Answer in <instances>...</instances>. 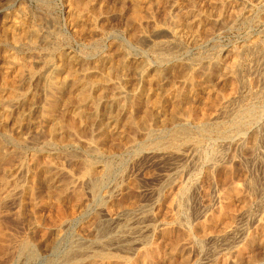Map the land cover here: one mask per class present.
Returning <instances> with one entry per match:
<instances>
[{"label":"rangeland","instance_id":"rangeland-1","mask_svg":"<svg viewBox=\"0 0 264 264\" xmlns=\"http://www.w3.org/2000/svg\"><path fill=\"white\" fill-rule=\"evenodd\" d=\"M75 1L0 0V101H2V104L0 102V141L4 145L3 147L1 144V151H7V153L10 151L8 154L2 152L3 158L0 156V228H4L3 232L5 231L6 239L9 240L4 242V246H0L3 247V249L0 248L2 249L0 250V264H67L71 256L84 257L83 255L87 256L92 251L99 250L102 247L111 249L120 257L126 256L127 258L130 257V259L132 257L130 264H135L136 261H138L136 264H179L186 258L187 261L189 259L193 262L188 261V263L190 262L189 264H226L228 260L233 258V253L242 246L244 238L257 230L259 222L264 216V1L145 0L141 5L142 7H140L142 9L140 14L142 13L141 15L143 16L141 32L140 25L134 23L131 16L133 13L132 0H92L93 9L90 6L85 10H81L78 7L79 3ZM239 9H242L246 14L251 13V18L239 20L236 17L237 20L233 19L234 21L232 22V18H234L235 13ZM188 13L190 14L188 15ZM197 14L199 16L208 15V17L206 16L207 19L203 21L205 27L202 26L211 32L207 39L195 42L193 35H191L192 32L188 31L187 34H178L173 37L169 35L171 32L166 31L165 27H172V29L179 27L174 22L175 16L184 17V23H188ZM25 27L27 30L23 29ZM160 27L162 31L160 30L153 35L154 31L161 29ZM181 27L182 25L179 28ZM21 30L27 33V39L19 38ZM142 32L145 33L143 34ZM17 34H19L18 41L15 39ZM132 34L134 37L139 36L134 39ZM141 35H147L149 38L139 40ZM160 40L169 42L165 47V51L167 47L171 49L166 51L167 53L165 52L164 56L159 55V47L156 49L157 42ZM172 52L174 53L172 54ZM15 54L20 60L15 58L18 60L15 61L13 58ZM234 57L237 58L235 59ZM234 59L240 63H237L238 65L236 66V77L230 75V69L227 67L235 62ZM70 66L76 73L70 69ZM112 66L118 72V79L113 78V81L118 80L119 83L122 81V86L120 85L118 89H114L112 92H107L108 96L109 93H111L110 96L114 94V97H116L115 102L111 100L109 104L112 103L113 105L106 104L108 109L104 108L105 110L99 111L96 115L99 119H104V115L110 114L111 111L113 115H120L119 118L124 122L120 123L121 127L118 128L121 134L117 132L118 135L116 133V137H118L115 140L113 138L114 141L111 140L116 144H119L117 141L122 143L135 141V144H127L130 145L126 149L128 151L119 150L120 153L116 150H109L106 144L99 142L100 140L98 141L99 138L95 139L97 135L99 137L97 133H99L100 127L98 128L97 126H100V121L93 124L97 130L92 126V130L88 129L85 136H81L82 139L75 134L76 132L73 129H71V133L68 126H65L67 128L64 127L63 123H67L64 121L67 118L66 116L69 114L68 117L70 116L69 118H71L75 115L76 106L79 105L76 100L79 94H76V91H79L78 84L72 91L76 96L75 98L73 95L75 98L73 100L77 101V103L75 105V102L73 104L72 101L65 104L63 107L64 111L68 109L66 107L74 108L73 110L69 108L67 110L69 113L65 114V118L59 119V121H63V123L61 122L62 124L59 123L63 129L58 127L61 131L58 130L55 140H50V128L48 129V127H51L52 124L54 125L53 122L57 124V120L48 118V121L43 116L49 94L47 82L56 76L58 78L68 76V80L71 81L70 78L76 74L78 80L84 82L88 80L89 85L87 84L86 86L85 84V86L88 87L89 91L92 90L91 87H94L92 91L96 90L98 93L100 91L98 89L101 87L100 82L103 83L100 78L103 74H106L105 70L106 72L107 69L109 71ZM18 67L21 68L20 71ZM168 67L173 68L169 69ZM168 69L170 72H168ZM22 70L23 72H21ZM162 71L164 76L160 74ZM190 73L193 76L188 75ZM193 73L197 74H195L197 79L194 78ZM7 75L16 80V86L19 85V94L17 96L18 99H15L16 101L6 97L8 88L4 86V78ZM93 76H98L99 80L96 78L97 82H95V79V81H92L95 78ZM186 77H193L194 84L198 85H195L189 91L190 102L184 103L179 108L176 106L174 94H177L181 88L188 87L184 83L187 79ZM203 82H206L207 86ZM192 90H194L195 96H193ZM139 91L142 93L141 99L143 101H146L144 98L147 94H149L150 99H156L159 96L161 97L158 100L162 98V102L166 99L163 102L165 103L164 110L159 107L154 108L153 113L156 114H152L151 120H148L149 118L146 120L147 123L148 121L150 122L148 125L155 132L150 137L145 136L143 129L140 128L139 130V127L133 124L128 123L130 126L126 124L127 119L129 116L133 117L132 115H134L136 123L141 122L142 119L139 120L136 117H141L148 109L143 107V110H140L141 107L136 108L132 105L134 104L132 101H134ZM145 91L146 94L144 95ZM225 94L227 97L224 96ZM223 100H228L223 103L227 104L225 108H228L229 112L234 110L232 113L239 108L241 109V107L254 106L258 113L257 119L247 126V129L231 133L227 137L220 136V131H223L231 123L230 119H232V117L219 113L218 107L222 105ZM149 102L150 100H148ZM144 104H147V101ZM149 104L152 106V103ZM172 104L174 107L171 106ZM119 106L121 108L124 106L125 108L121 109ZM175 106L176 110H174ZM63 108L62 106L59 108L61 109V113L58 111L59 114L64 112ZM125 110L126 112H124ZM173 110L175 112H172ZM190 110L192 112H189ZM163 111L165 112L163 113ZM123 112L127 115L123 114ZM121 113L123 116H121ZM171 113L177 120L175 123L184 124L185 126L182 125L183 127L188 128L193 135L199 138L205 137L200 139V144L202 141L203 143L202 145L199 144V150L196 153L190 147L187 148V145H184L182 151L185 150L187 158L176 160L175 163L173 160L162 159L159 156L162 155V150L166 149L162 146L168 143V139L175 128V123L172 122L171 124L169 121V118L172 117L170 116ZM175 113L178 114L175 115ZM154 115L156 116L153 117ZM163 115L166 116L164 117ZM122 117H125V120ZM44 118L46 120H43ZM224 118L226 119L224 120ZM50 121L52 124H48ZM123 125L126 128L128 127L127 129L125 128L127 131H124ZM69 132V136L74 134L70 136L72 139L68 136V138L66 136L63 138L62 135H68ZM255 134L256 136H253ZM13 137L15 142L11 140ZM254 137L257 138L255 141L252 139ZM90 138L92 139L91 141H89ZM16 141L19 142L16 143ZM101 144L103 145L102 147ZM155 144L157 147L159 145L156 151ZM15 146L16 148H12ZM119 147L121 148L122 146ZM61 151H66L63 153L64 156L67 153H76V156L74 155L71 160L67 161L65 157L61 159L62 170L59 173V179L62 182L66 181V183L69 182V179L70 181L71 179L76 180L75 188L80 192V200L77 198L78 201L76 200L77 196L73 195V187L66 194L64 193L63 197L59 196V198L58 194L56 197V193H53L55 192L53 191L54 188L48 189V187L34 183L26 176L25 168L33 165L32 156L46 161L48 154ZM213 153L217 155L218 162L221 163L217 165L219 169L216 172L214 171L215 173L212 172L215 175V179L209 172L211 162L209 160H211ZM197 158L199 159L197 160ZM2 159L4 160L2 161ZM86 160L93 162L92 164L99 169L104 166L109 168L108 174H104L101 180L99 179L96 194L91 192L90 184L84 183L82 181L84 178L80 177L84 170V162H87ZM30 161L32 165L29 163ZM181 161L183 163H180ZM9 167L10 169H8ZM226 168H230V170L232 168L230 180L228 182L218 180L217 174L221 172L219 170L224 172ZM171 176L175 177V179H172L173 182H167L166 184L167 179L171 178ZM62 177L63 179H61ZM3 179L6 180V183L3 182ZM215 180L218 181L215 183ZM16 181L18 184L15 183ZM78 182L79 185L77 184ZM252 182L255 184L253 183V185ZM23 183L27 187L32 184L33 187L38 188L37 190L36 188L34 190L31 189L35 196L30 191L31 195L29 196V193L26 194L27 197L25 196V200H23L21 195ZM231 183H238L242 187L241 193H243L239 196H233L234 199L232 198L236 214L235 218L229 222L230 224L224 223V220L214 221L216 223L215 226L214 222L208 223L204 221L206 220L205 218L208 220L209 214H212L214 209L221 204L220 201L222 200L219 199V196ZM179 184H185L186 188L190 187L187 189L189 190L187 192L188 195L185 196L189 197L186 199L188 204L185 201L188 215L187 217L181 215L175 224L172 218L173 214H176V208L172 202V197L178 192ZM250 188L254 190H249ZM50 191H52V194ZM47 192L48 194H46ZM248 193L252 197L246 196ZM49 195L59 201L51 199ZM49 199L51 202H49ZM249 203L250 205L247 206ZM128 207L137 209L132 212H124V209ZM204 222H206L205 225ZM207 223L211 225L208 226L206 225ZM123 226L124 228L127 227V232L124 233L130 243L129 246L126 245L127 247L123 245L125 241L118 239L117 236L120 233L118 231L119 227L122 228ZM182 226L184 230H187L188 234L189 231H191L190 234L197 233V236L199 233L201 234H199V237L196 235L190 236L189 234V237L186 234L187 232L185 231V233L182 230ZM217 226L219 227L217 228ZM128 230L130 231L128 232ZM201 235L202 237L200 238ZM200 240H202V243ZM31 241L33 242L32 245L34 247H32L35 248V253L37 250V254L35 256H31L29 252L21 254V245L24 242H28L30 245ZM107 241L108 244H106ZM150 244L157 246L160 252L163 253L160 257L158 256L159 258L156 257L158 259H155L154 262L143 261L142 257H138L140 254L142 255L143 249H149ZM173 248L177 249L175 262H165L164 259H167L175 251ZM171 251L172 253L170 254ZM183 252L184 254H182ZM256 252L257 257L261 256L260 250ZM70 254L72 255L70 256ZM177 257H180V260ZM259 259L258 264L259 262L264 264L262 256ZM134 260L135 262H133ZM245 264L249 263L245 262Z\"/></svg>","mask_w":264,"mask_h":264},{"label":"bare ground","instance_id":"bare-ground-1","mask_svg":"<svg viewBox=\"0 0 264 264\" xmlns=\"http://www.w3.org/2000/svg\"><path fill=\"white\" fill-rule=\"evenodd\" d=\"M75 1V0H74ZM145 0H132V6H133V15L131 14V16L133 17V20H134V23H136L137 25H140V32H141V25H142V23H143V16L140 14V12H141V10L142 9H140V7H142L141 5H142V3L144 2ZM166 1V0H165ZM170 1V0H169ZM264 1V0H263ZM76 3L78 2L79 3V5H78V7L81 9V10H85V9H87V8H89L90 6H92L93 5V3H92V0H77V1H75ZM157 2V1H156ZM160 2V1H159ZM92 4V5H91ZM149 4V3H148ZM221 4V3H220ZM170 5V4H169ZM131 6V7H132ZM147 6V5H146ZM222 6V5H221ZM95 7V6H94ZM126 7V6H125ZM244 7V6H243ZM123 8H124V6H123ZM144 8V7H143ZM92 9H93V6H92ZM91 9V10H92ZM131 9V10H132ZM130 10V11H131ZM149 10V9H148ZM200 10V9H199ZM220 10V9H219ZM231 10V9H230ZM237 10V9H236ZM95 12H96V10H94ZM102 11V10H101ZM165 11H167V10H165ZM90 12H93V11H90ZM236 12V11H235ZM80 13V12H79ZM197 13V12H196ZM187 14V13H186ZM190 13H188V15H189ZM207 14V13H206ZM251 14V13H250ZM250 14H246L245 12H243V10L242 9H239L236 13H235V16H234V18H232V22L236 19V17H237V19H243V20H245V19H249V17H250ZM254 14V13H253ZM80 15H81V13H80ZM187 15V16H188ZM178 16V15H177ZM175 16L174 17V22L177 24V26L179 25V27H180V25H182V27H183V25H184V27L182 28H179V27H177V28H175V29H172V27H170V28H166L165 27V29H166V31L167 32H171L169 35L170 36H177L178 34H187L188 33V31L189 32H192L191 33V35H193V39L195 40V42L198 40H202V39H207L210 35H211V32L210 31H208L207 29H204L203 27H205L204 26V22L203 21H205L206 19H207V17H208V15H206V16H202V15H200L199 16V14H197V15H194L192 18H193V20L191 21V20H189V21H191V22H186V23H184V17H181V16ZM186 16V17H187ZM199 16V17H198ZM177 17V18H176ZM254 17V16H253ZM77 18V17H76ZM75 18V19H76ZM79 18V17H78ZM183 18V19H182ZM251 18V17H250ZM234 19V20H233ZM236 19V20H237ZM260 19V18H259ZM238 20V21H239ZM243 20H241L242 22H243ZM132 21V20H131ZM203 22V23H202ZM236 22V21H235ZM167 23V22H166ZM222 24V23H221ZM167 25V24H166ZM186 26V27H185ZM197 26V27H196ZM203 26V27H202ZM208 26V25H207ZM228 26V25H227ZM226 26V27H227ZM161 28V27H160ZM197 28V29H196ZM23 29H25V30H27L26 29V27L25 28H23ZM22 29V30H23ZM185 29H187V31H185ZM195 29V30H194ZM210 29V28H209ZM21 30V31H22ZM136 30V29H135ZM162 31V28L161 29H157L156 31H154V33H153V35L154 34H157L159 31ZM138 31H139V28H138ZM62 32V31H61ZM136 32V31H135ZM143 33V32H142ZM141 33V34H142ZM145 33V32H144ZM143 33V34H144ZM19 34H20V37H19ZM19 34H17V36L15 37V39H17V41H18V39L19 38H26L27 39V36H26V32L25 31H22V32H20ZM190 34V33H189ZM33 35H35L34 33H33ZM136 35V34H135ZM137 36H139V35H137ZM136 36V37H137ZM19 37V38H18ZM132 37L135 39L136 37H134L133 36V34H132ZM131 37V38H132ZM147 35H141L140 37H139V40H145V39H147ZM149 38V37H148ZM32 40H33V38H31ZM35 39V38H34ZM30 40V39H29ZM174 40V39H173ZM156 43V42H155ZM167 43L169 44V42H166L165 40H164V42L163 41H159V42H157V46H156V49H158V47H159V49H158V51H159V55H165V52L166 51H169V50H171L170 49V47H167V49H166V51H165V47L167 46ZM139 44V43H138ZM172 44V43H171ZM170 44V45H171ZM237 45V44H236ZM169 46V45H168ZM177 46V45H176ZM155 48V47H154ZM153 48V49H154ZM237 48V47H236ZM173 51V50H172ZM167 53V52H166ZM174 52H172V54H173ZM157 54V53H156ZM237 54V53H236ZM158 55V54H157ZM19 56V55H18ZM63 57V56H62ZM160 57V56H159ZM13 58L15 59V58H18V60H20L19 59V57H17V54H15L14 56H13ZM235 58V57H234ZM237 58V57H236ZM235 58V59H236ZM37 59V58H36ZM123 59V58H122ZM235 59H234V61H235ZM18 60H16L15 59V61H18ZM77 60V59H76ZM22 61V60H21ZM69 61H71V60H69ZM112 61V60H111ZM118 62V61H117ZM19 63V62H18ZM17 63V64H18ZM24 63V62H23ZM208 63V62H207ZM217 63V62H216ZM238 62H233V63H231V65L230 66H227L228 67V69H230L229 70V72L231 73L230 75H236V72H237V68H236V66L238 65V64H240V63H238ZM117 64V63H116ZM21 65V64H20ZM19 65V66H20ZM24 65V64H23ZM74 65V64H73ZM108 65V64H107ZM110 65H112V64H110ZM218 65H220V64H218ZM74 66H76V65H74ZM73 66V67H74ZM109 66V65H108ZM21 67V66H20ZM18 67L19 69V71L21 70V68H23V67ZM107 67V66H106ZM131 67V66H130ZM226 67V68H227ZM77 68V67H76ZM119 68V67H118ZM169 69L171 68V67H168ZM173 68V67H172ZM171 68V69H172ZM202 68V67H201ZM207 68V67H206ZM70 69H72L71 68V66H70ZM124 69V68H123ZM169 69H168V72H170L169 71ZM239 69V68H238ZM66 70V69H65ZM73 70V72H75V70L74 69H72ZM119 70V69H118ZM126 70V69H125ZM185 70V69H184ZM78 71V70H77ZM98 71V70H97ZM100 71V70H99ZM165 71V70H164ZM206 71V70H205ZM21 72H23V70L21 71ZM69 72V71H68ZM80 72V71H79ZM108 72H109V75H108ZM161 72V71H160ZM167 72V73H168ZM19 73V72H18ZM46 73V72H45ZM76 73V72H75ZM105 73L107 74V76H106V74L104 75L103 74V76L100 78V79H102V80H100V81H103V83H101L100 82V85H101V87H100V89H98V91L100 92H98L97 93V91L95 90V91H92V90H94L93 88L94 87H91L92 88V90L91 91H89L88 90V87H86L87 86V84H88V80H86L85 82L84 81H80V80H78V76H76V74H74L73 75V73L72 72H70V74H72L73 75V77L72 78H70L71 79V81L70 80H68V76L67 77H64V78H67V79H64V78H58L57 76L54 78V79H50L49 80V82H47V86L49 85V87H48V89H49V94H48V97H47V104H45V108H46V110H45V112H44V114H43V116L44 117H46L47 118V120H48V118H50L51 120H57V124H55V122H53L54 123V125L51 123V121L48 123V124H52V126L51 127H48V129H49V132H50V140L51 139H53V140H55L54 138L55 137H57V133H58V130H60V125L63 123V121H59V119H64L65 117V114L67 115L69 112H67V110L70 108V107H66V108H68L66 111H64V106H65V104H67V103H70V102H72L73 101V104H74V102H75V105H76V103H77V101H78V106H76V111L74 112L75 113V115H71L72 117L71 118H69L68 117V115L66 116L67 118L64 120V121H66L67 123H63V125H64V127L65 126H68L69 128H70V131H71V129H73L76 133V135L77 136H80V138H81V136L83 137V135L85 136V134L87 133V131H88V129H90V130H92L91 129V127L93 126V124L94 123H96L97 121H100V123L101 124H99L100 126H97L98 128L100 127V129H99V133H97V134H99V137H98V135H97V138H95V139H98V141L99 142H101V143H104V144H106V146H107V148H109V150L110 149H112V151H114V150H116L117 152H119V150H121V151H124V150H126L127 148H128V146H130L131 144L133 145V144H135V141H133L132 143L131 142H124V143H122L121 141H117V143H119V144H116V143H113V141L118 137H116V133L117 132H119L120 130L118 129V128H120L121 126V124L120 123H122L123 122V120L121 121V118H119V116H117L116 114L115 115H113V113H111L110 112V114H105L104 115V119L103 118H98V116L96 115V113H98L99 111H102L104 108H107L106 106L107 105H113L112 103H110L109 104V102H111V100H112V102L115 100V98L116 97H114V94H112V96H110V94L111 93H109V96H108V93L107 92H112L114 89H118L119 87H120V85H121V83H122V81H121V83H119V81L118 80H115V81H113L114 79L113 78H117L118 79V72L113 68V66L110 68V70L108 71V69H107V72H106V70H105ZM123 73V72H122ZM159 73V72H158ZM158 73H157V75H158ZM166 73V74H167ZM192 73V72H191ZM191 73L190 74H188V75H191ZM15 74V73H14ZM24 74V73H23ZM86 74V73H85ZM98 74V73H97ZM161 75H163V71H162V73H160ZM160 74H159V76H160ZM194 74V73H193ZM196 74V73H195ZM195 74H194V76H195ZM205 74H207V73H205ZM217 74V73H216ZM21 75V74H20ZM19 75V76H20ZM102 75V74H101ZM187 75V76H188ZM197 75V74H196ZM209 75H210V73H209ZM18 76V75H17ZM22 76V75H21ZM66 76V75H65ZM96 76V75H95ZM95 76H93V77H95ZM117 76V77H116ZM164 76V75H163ZM176 76H177V74H176ZM184 76V75H183ZM191 76H193V75H191ZM16 77V76H15ZM15 77H13V78H15ZM92 77V78H93ZM157 77V76H156ZM180 77V76H179ZM178 77V78H179ZM202 77V76H201ZM236 77V76H235ZM239 77V76H238ZM237 77V78H238ZM18 78V77H17ZM22 78V77H21ZM89 78H90V76H89ZM96 78L99 80V77L97 76V77H95V78H93V80L92 81H95L96 80ZM152 78V77H151ZM150 78V79H151ZM188 80H187V79ZM185 79V82L184 83H186V85L188 86V87H184V89H182L181 88V90H178L179 92L177 93V92H175V93H177V94H174L175 95V98H174V100H175V103H176V106L177 107H182V105L184 104V103H188V102H190V97L191 96H189V91H190V89H192L195 85H198V84H194V79H193V77H190V78H188V77H186ZM195 79H197V77L195 76L194 77ZM198 78H199V76H198ZM203 78V77H202ZM225 78V77H224ZM229 78V77H228ZM3 79V78H2ZM95 79V80H94ZM210 79V78H209ZM22 80V79H21ZM83 80H84V78H83ZM237 80V79H236ZM26 81H28V80H26ZM79 81V82H78ZM91 81V82H92ZM87 82V83H86ZM95 82H97V80L95 81ZM113 82V83H112ZM197 82V81H196ZM202 82V81H201ZM29 83V82H28ZM174 83V82H173ZM172 83V84H173ZM204 83V82H203ZM202 83V84H203ZM77 84H78V87H79V91L77 92L76 91V94H78L77 95V97H78V99L76 98V96H75V94H73V88L75 87H77ZM85 84H86V86H85ZM201 84V85H202ZM205 85H206V82L204 83ZM203 84V85H204ZM238 84V83H237ZM44 85V84H43ZM89 85V84H88ZM97 85V84H96ZM185 85V84H184ZM185 85V86H186ZM201 85H199L200 87H201ZM204 85V86H205ZM4 86L5 87H7L8 88V92L6 93L7 95H6V97H7V99H10V100H12V101H14L15 99H18L17 98V96H18V86H16V80L14 79H12V77L11 76H5V78H4ZM22 86V85H21ZM91 86H94V85H91ZM122 86V85H121ZM146 86V85H145ZM161 86V85H160ZM172 86V85H171ZM207 86V85H206ZM25 87V86H24ZM104 87V89L102 90V88ZM173 87V86H172ZM234 87V86H233ZM198 88V87H197ZM235 88V87H234ZM90 89V88H89ZM149 89V88H148ZM150 89H151V87H150ZM179 89V88H178ZM196 89V88H195ZM236 89V88H235ZM235 89H233V90H235ZM143 90V89H142ZM152 90V89H151ZM193 92H192V94H193V96H195L194 94H195V92H194V90H192ZM140 92V93H139ZM137 94H136V96H135V99H134V101H132V102H134V104H132V103H130V104H132L133 106H135L136 108L137 107H141V109L140 110H143L142 108L144 107V109L145 108H148L147 110H146V112H144V116L142 117H136V118H138L139 120L140 119H142L141 120V122L139 121H137L138 123H136V120H135V118H134V115H132L133 117H130L129 116V118L127 119V123L126 124H133V125H135V126H137V127H139V130H140V128L141 129H143L145 132V136H151L152 134H153V128L150 126V125H148V123L150 124V122L148 121V123H147V119L148 120H151L150 119V117L152 118V114H156V113H153L154 112V108H161V109H163V107L165 106V103H163V102H165L166 101V97L164 98L165 99V101H161V99L160 100H158L159 99V97H161V96H159L158 98H156V99H153L152 97V99H150V96H149V94H147L146 96H145V98H144V100H146L147 101V104H144L146 101H143L142 99H141V97H142V93H141V91H139ZM250 92V91H249ZM161 93V92H160ZM21 94V93H20ZM34 94V93H33ZM96 94H98V95H96ZM146 94V91H145V93H144V95ZM155 94V93H154ZM197 94V93H196ZM222 94V93H221ZM73 95L75 96V98H76V100L77 101H74L73 99H75L74 97H73ZM143 95V96H144ZM156 95V94H155ZM33 96V95H32ZM225 97H227L226 96V94L224 95ZM157 97V96H156ZM223 97V96H222ZM222 97H220V98H222ZM106 98V99H105ZM154 98H155V96H154ZM210 98V97H209ZM45 99V98H44ZM107 99H109V100H107ZM169 99V98H168ZM222 99H224V98H222ZM257 99V98H256ZM0 100H1V98H0ZM30 100H31V98H30ZM148 100H150V102L149 103H152L151 105L152 106H150V104L148 103ZM151 100H152V102H151ZM172 100V99H171ZM208 100V99H207ZM210 100V99H209ZM218 100H219V98H218ZM16 101V100H15ZM130 101V100H129ZM221 101V100H220ZM227 102L228 100H223L222 101V105H220V107H218V109H219V113H222V114H224V115H227V116H229V117H232V119H230L231 120V123L230 124H228L227 125V127H225V129L223 130V131H220V136H225V137H227V136H230L231 135V133H237V131H240V130H242V129H247L248 127L247 126H249V125H251L252 124V122H254L256 119H257V117H258V113H257V111L255 110V107L254 106H248V107H245V108H243V107H241V109L239 108V109H237L234 113H232V111H234V110H232L231 112H229V110H228V108H225L226 107V105L227 104H225V103H223V102ZM1 102V104H2V101H0ZM4 102V101H3ZM106 102H108V103H106ZM115 102V101H114ZM131 102V101H130ZM86 103V104H85ZM119 103V102H118ZM168 103V102H167ZM174 103V104H175ZM6 104V103H5ZM72 104V103H71ZM72 104V105H73ZM107 104V105H106ZM117 104V103H116ZM120 104V103H119ZM118 104V105H119ZM191 104V103H190ZM214 104V103H213ZM216 104V103H215ZM221 104V103H220ZM129 105V104H128ZM166 105H168V104H166ZM210 105V104H209ZM62 106V108H63V113L62 114H59L58 113V111H60L61 109H59L60 107ZM68 106V105H67ZM86 106H88V107H86ZM171 106H173V104L171 105ZM176 106H175V109L174 110H176ZM185 106H186V104H185ZM229 106V105H228ZM72 107V106H71ZM124 107V106H123ZM122 107V108H123ZM128 107V106H127ZM167 107V106H166ZM165 107V108H166ZM174 107V106H173ZM191 107V106H190ZM215 107V106H214ZM254 107V108H253ZM8 108V107H7ZM73 108L74 107H72V108H70V110L72 109L73 110ZM119 108H121V106H119ZM121 108V109H122ZM125 108V107H124ZM170 108H172V107H170ZM43 109V108H42ZM41 109V110H42ZM89 109V110H88ZM108 109V108H107ZM127 109V108H126ZM161 109H160V111H161ZM178 109V108H177ZM190 109V108H189ZM105 110V109H104ZM164 110V109H163ZM166 110V109H165ZM171 110V109H170ZM172 111V112H175V111ZM179 110H181V109H179ZM263 110V109H262ZM90 111H92V112H90ZM120 111H122V110H120ZM119 111V112H120ZM43 112V111H42ZM67 112V113H66ZM124 112H126V110L124 111ZM123 112V114H125ZM128 112V111H127ZM130 112V111H129ZM139 112V111H138ZM156 112V111H155ZM165 111H163V113H164ZM176 112H178V111H176ZM189 112H192L191 110L189 111ZM217 112V111H216ZM60 113H61V111H60ZM118 113V112H117ZM218 113V112H217ZM216 113V114H217ZM218 113V114H219ZM232 115H231V114ZM261 113V112H260ZM70 114H72V113H70ZM119 114V113H118ZM122 114V113H121ZM123 114L121 115V116H123ZM173 113H171L170 114V116H172L171 118H169V121L171 122V124H172V122H176L177 120L175 119V116L174 115H172ZM178 113H175V115H177ZM181 114V113H180ZM189 114V113H188ZM125 115H127V114H125ZM124 115V116H125ZM157 115H158V113H157ZM162 115V114H161ZM224 115H223V117H224ZM42 116V115H41ZM74 116H76V117H74ZM111 116V117H110ZM156 115H154L153 117H155ZM164 116V115H163ZM166 116V115H165ZM164 116V117H165ZM174 116V117H173ZM180 116V115H179ZM205 116V115H204ZM227 116H226V118H227ZM74 117V118H73ZM164 117H162V118H164ZM168 117H169V115H168ZM43 118V117H42ZM122 118H124V120H125V117H122ZM162 118H159V119H162ZM179 118V117H178ZM226 118H224V120L226 119ZM28 119V118H27ZM43 120H46L45 118L43 119ZM155 120V119H154ZM153 120V121H154ZM168 120V119H167ZM212 120V119H211ZM218 120V119H217ZM49 121V120H48ZM156 121V120H155ZM165 121V120H164ZM223 121V120H222ZM62 122V123H61ZM163 122V121H162ZM59 123H61V124H59ZM98 123V122H97ZM124 123V122H123ZM165 123H167V121H165ZM209 123V122H208ZM216 123H218V122H216ZM58 124H59V126H58ZM128 124V125H129ZM152 124H153V122H152ZM181 123L179 122L178 124L177 123H175L174 124V129H173V132H172V134L170 135V137H169V141H168V143L167 144H165V146H162L163 148L165 147L166 149H164V150H162L163 151V153H162V155H159L160 156V158H162V159H167V160H173L174 161V163H175V161L176 160H179V159H185V158H187V156L185 155L186 153H185V150H183L182 151V148H183V146L184 145H187V148L188 147H190V149H192V150H194L195 151V153L197 152V150H199V148H198V146H199V144H200V139H204V138H199V137H197L196 135H193V133L188 129V128H186V127H183L182 125H184V124H182V125H180ZM44 125V124H43ZM63 125H62V127H63ZM125 125V124H124ZM124 125H123V127H124ZM162 125V124H161ZM223 125V124H222ZM130 126V125H129ZM185 126V125H184ZM215 126V125H214ZM217 126H218V124H217ZM220 126H221V124H220ZM58 127H60L59 129H58ZM93 127H95V126H93ZM224 127V126H223ZM222 127V128H223ZM65 128H67V127H65ZM65 128H64V130H65ZM96 128V127H95ZM126 127H124V131L128 128H126ZM205 128V127H204ZM47 129V130H48ZM61 129H63V128H61ZM123 129V128H122ZM89 130V131H90ZM96 130H97V128H96ZM119 130V131H118ZM142 130V131H143ZM221 130V129H220ZM61 131V130H60ZM63 131V130H62ZM73 131V132H74ZM127 131V130H126ZM195 131V130H194ZM201 131V130H200ZM203 131V130H202ZM205 131V130H204ZM208 131V130H207ZM48 132V133H49ZM206 132V131H205ZM244 132V131H243ZM71 133H72V131H71ZM92 133V132H91ZM155 133V132H154ZM57 134V135H56ZM69 134H70V132L68 133V135L66 134H64V135H62L63 136V138H64V136H68V137H70V136H73L72 134L69 136ZM119 134H121L120 132H119ZM93 135V134H92ZM95 135H96V133H95ZM117 135H118V133H117ZM154 135V134H153ZM238 135V134H237ZM239 135H240V133H239ZM242 135V134H241ZM261 135V134H260ZM12 136V135H11ZM29 136V135H28ZM62 136H61V138H62ZM87 136V135H86ZM120 136V135H119ZM201 136V135H200ZM253 136H256V134L255 135H253ZM252 136V137H253ZM49 137V136H48ZM67 137V138H68ZM94 137V136H93ZM122 137V136H121ZM131 137V136H130ZM238 137V136H237ZM12 138V137H11ZM26 138V137H25ZM60 138V137H59ZM92 138V137H91ZM90 138V140L89 141H91L92 139ZM113 138H114V140H113ZM222 138H224V137H222ZM230 138V137H229ZM229 138H227V139H229ZM236 138V137H235ZM1 139V138H0ZM10 139V138H9ZM70 139H72L71 137H70ZM69 139V140H70ZM82 139V138H81ZM113 141H112V140ZM122 139V138H121ZM125 140H126V138H124ZM123 139V140H124ZM135 139V138H134ZM254 141L257 139V138H252ZM12 141L14 140V137H13V139H11ZM35 140V139H34ZM94 140V139H93ZM165 140V139H164ZM221 140V139H220ZM223 140V139H222ZM232 140V139H231ZM12 141H10V142H12ZM48 141V140H47ZM58 141V140H57ZM66 141V140H65ZM64 141V142H65ZM68 141V140H67ZM96 141V140H95ZM14 142H15V140H14ZM19 141H16V143H18ZM22 142V141H21ZM35 142V141H34ZM63 142V143H64ZM98 142V143H99ZM116 142V141H115ZM164 142V141H163ZM4 143V142H3ZM13 143V142H12ZM15 143V144H16ZM26 143H27V141H26ZM33 143V142H32ZM48 143V142H47ZM86 143V142H85ZM94 143V142H93ZM92 143V144H93ZM120 143H122V144H120ZM131 143V144H130ZM202 143H203V141H202ZM202 143L200 144V145H202ZM205 143V142H204ZM253 143V142H252ZM2 141H0V156L3 158V155H2V152L3 151H1V147H2ZM29 144V143H28ZM36 144V143H35ZM84 144V143H83ZM87 144V143H86ZM127 144H130V145H127ZM157 144V143H156ZM155 144V145H156ZM33 145V144H32ZM90 145V144H89ZM88 145V146H89ZM94 145H96V144H94ZM100 145V144H99ZM98 145V146H99ZM113 145V146H112ZM139 145V144H138ZM254 145V144H253ZM9 146V145H8ZM16 146H18V145H16ZM16 146L15 147H12V148H16ZM20 146V145H19ZM97 146V145H96ZM103 145L101 144V147H102ZM119 146H122L121 148L119 147ZM206 146V145H205ZM210 146V145H209ZM222 146V145H221ZM3 147H4V145H3ZM100 147V146H99ZM114 147H115V149H114ZM116 147H118V148H116ZM145 147V146H144ZM158 147H159V145H158ZM157 147V145H156V148H155V151H156V149L158 148ZM201 147V146H200ZM203 147V146H202ZM224 147V146H223ZM20 148H21V146H20ZM211 148H212V146H211ZM210 148V149H211ZM221 148V147H220ZM220 148H218V149H220ZM238 148V147H237ZM252 148V147H251ZM159 149H161V148H159ZM186 149V148H185ZM189 149V150H190ZM3 150V149H2ZM101 150H102V148H101ZM103 150H105V149H103ZM158 150V149H157ZM252 150H254V149H252ZM9 151V150H8ZM19 151V150H18ZM97 151V150H96ZM112 151H110V152H112ZM126 151H128V150H126ZM186 151H187V149H186ZM193 151V152H194ZM213 151V150H212ZM10 152V151H9ZM8 152V153H9ZM66 152V151H65ZM64 151H61V152H57V153H50V154H48V158H47V160L46 161H42L40 158H38V157H34V156H32L33 157V159H31L32 161H33V165L31 164V161L29 162L31 165H32V167L31 166H28V167H26L25 168V172H26V176L29 178V180H32L34 183H37V184H41L42 186H45V187H48V189H50V188H54V190L53 191H55V192H53V193H56L55 195H56V197H57V194H58V197L59 196H62L64 193L66 194V192H68V190L69 189H71V187H73L74 188V194L73 195H75V196H77L76 197V200H77V198L79 199L80 198V192H79V190L77 191L76 189L77 188H75L76 187V180L74 181V180H72L71 179V181H70V179L68 180L69 182L68 183H66V181L65 182H62V180L60 181V179H59V173H60V171L62 170V168H61V166H62V163H61V159H64V157H65V159L68 161L69 159L71 160V158L72 157H74V155L76 154V153H67V154H65V156L63 155V153H65ZM103 152V151H102ZM109 152V151H108ZM148 152V151H147ZM146 152V153H147ZM193 152H191V153H193ZM203 152V151H202ZM216 152V151H215ZM4 154L5 153H7V151L6 152H3ZM7 153V154H8ZM112 153H114V152H112ZM120 153V152H119ZM208 153V152H207ZM206 153V154H207ZM254 153V152H253ZM40 154V153H39ZM38 154V155H39ZM115 154V153H114ZM118 154V153H117ZM149 154V153H148ZM201 154V153H200ZM204 154V153H203ZM220 154V153H219ZM249 154H251V153H249ZM35 155H36V153H35ZM78 155V154H77ZM190 155V154H189ZM208 155V154H207ZM5 156V155H4ZM11 156V155H10ZM76 156V155H75ZM186 156V157H185ZM198 156V155H197ZM213 156H215V157H213ZM1 157H0V159H1ZM8 157V156H7ZM13 157V156H12ZM16 157V156H15ZM20 157V156H19ZM30 157V156H29ZM209 157V156H208ZM262 157V156H261ZM42 158H43V156H42ZM78 158V157H77ZM204 158H206V157H204ZM21 159V158H20ZM76 159V158H75ZM78 159H80V158H78ZM77 159V160H78ZM199 158H197V160H198ZM208 159V158H207ZM211 160H209V161H211L210 162V165H209V169H210V174H212V172H216L217 171V169H219L218 168V157H217V155L216 154H214L213 153V155H212V157L210 158ZM4 159H2V161H3ZM22 160V159H21ZM30 160V159H29ZM85 160V159H84ZM83 160V161H84ZM187 160V159H186ZM206 160V159H205ZM23 161V160H22ZM82 161V160H81ZM87 161V160H86ZM89 161V160H88ZM84 162V170H83V172H82V176L80 175V177H83L84 179L82 180L84 183H86V184H90V187H91V192H93V193H95L96 194V191H97V189H98V186H99V179L101 180V177L104 175V174H108L107 172H108V170H109V168H108V166H104V167H102L101 169H99L96 165H94V164H92L91 162ZM201 161H203V160H201ZM17 162V161H16ZM26 162V161H25ZM179 162V161H178ZM204 162V161H203ZM208 162V161H207ZM24 163V162H23ZM22 163V164H23ZM173 162H172V164H174ZM180 163H183V161H181ZM196 163H198V162H196ZM201 163V162H200ZM206 163V162H205ZM223 163V162H222ZM96 164V163H95ZM199 164V163H198ZM219 164H221V163H219ZM224 164V163H223ZM29 165V164H28ZM175 165V164H174ZM182 165H184V164H182ZM197 165V164H196ZM201 165V164H200ZM200 165H199V167H200ZM205 165V164H204ZM24 166H25V164H24ZM65 166V165H64ZM112 166V165H111ZM109 167H110V164H109ZM182 167V166H181ZM176 168V167H175ZM8 169H10V167L8 168ZM7 169V170H8ZM16 169V168H15ZM220 169H222V168H220ZM6 170V171H7ZM11 170H12V168H11ZM10 170V171H11ZM71 170V169H70ZM196 170V169H195ZM231 170H232V168H231ZM230 170V168H226V169H224V172L222 171V170H219V171H221L219 174H217V176H218V180H220V181H224V182H228L229 180H230V176H231V171ZM5 171V172H6ZM17 171V170H16ZM240 171V170H239ZM207 172H208V170H207ZM214 172V173H215ZM236 172V171H235ZM9 174H12V173H10V172H8ZM110 173V172H109ZM234 173V172H233ZM67 174H68V172H67ZM70 174H72V173H70ZM192 174V173H191ZM208 174V173H207ZM66 175V174H65ZM6 176H8V175H6ZM43 176V177H42ZM64 176V175H63ZM211 176H214V179H215V175L214 174H212ZM239 176V175H238ZM21 177V176H20ZM72 177V176H71ZM210 177V176H209ZM244 177V176H243ZM73 178V177H72ZM211 178V177H210ZM235 178V177H234ZM237 178V177H236ZM61 179H63V177L61 178ZM68 179V178H67ZM172 179H175V177H172L171 176V178H169V179H167V181H166V184H167V182H173V180ZM245 179V178H244ZM4 180V179H3ZM181 180V179H180ZM217 180V181H218ZM233 180V179H232ZM231 180V181H232ZM14 181V180H13ZM81 181V182H82ZM175 181V180H174ZM216 180H215V183L217 182ZM230 181V182H231ZM234 181H235V179H234ZM238 181V180H237ZM251 181H253V179H251ZM4 183H6V180H4L3 181ZM29 182H31V181H29ZM28 182V183H29ZM182 182V181H181ZM15 183H17L18 184V182L16 181ZM223 183V182H222ZM249 183H250V181H249ZM254 182H252V184H253ZM13 184V183H12ZM78 185H79V182L77 183ZM255 184V183H254ZM253 184V185H254ZM16 185V184H15ZM27 185V184H26ZM134 185V184H133ZM164 185V184H163ZM185 184H183V185H180L179 184V187H178V192L175 194V195H173V197H172V202H173V204H174V206H175V211H176V214L174 215L173 214V218L172 219H174V222H175V224L177 223V221H178V219H179V217L181 216V215H184V216H186L187 217V215H188V212H187V206H186V199H188L189 197H185V196H187L188 195V191L189 190H187V189H189V188H186L185 186H184ZM167 186V185H166ZM226 186V185H225ZM11 187V186H10ZM39 187V186H38ZM168 187V186H167ZM192 187V186H191ZM251 187V186H250ZM8 188V187H7ZM16 188V187H15ZM34 188H36V187H33L32 186V184H29V187H27V186H25V183H23V185H22V192H21V195H22V198H23V200H25V196H26V194H28L29 196L31 195V192H32V190H34ZM72 188V189H73ZM100 188V187H99ZM241 186L238 184V183H231L230 185H228L227 186V188L225 189V191L222 193V194H220V198L219 199H221L222 201H220L221 202V204L216 208V209H214V211H213V213L211 214H209L210 215V217L208 218V220H207V218H205L206 220H204V221H207L208 223L209 222H214V221H219V220H224V223L226 222V223H228V224H230L229 222H231L234 218H235V211H234V207H233V201H232V198H233V196H239V195H241V194H243V193H241L242 192V190H241ZM21 189V188H20ZM32 189V190H31ZM38 188H36V190H37ZM47 189V188H46ZM244 189V188H243ZM259 189V188H258ZM19 190V189H18ZM177 190V189H176ZM249 190H254V189H249ZM31 191V192H30ZM48 191V190H47ZM71 191V190H70ZM77 191V192H76ZM111 191V190H110ZM223 191V190H222ZM245 191H246V188H245ZM46 192V191H45ZM51 192V194H52V191H50ZM248 192V191H247ZM256 192V191H255ZM246 193V192H245ZM250 193V192H249ZM248 193V195H246V196H250V194ZM252 193V192H251ZM32 194H34L33 192H32ZM38 194V193H37ZM36 194V195H37ZM46 194H48V192L46 193ZM50 194V195H51ZM117 194H118V192H117ZM186 194V195H185ZM208 194V193H207ZM258 194V193H257ZM9 195H10V193H9ZM43 195V194H42ZM49 195V197H51ZM252 195V194H251ZM34 196H35V194H34ZM82 196V195H81ZM84 196V195H83ZM91 196H92V193H91ZM206 196V195H205ZM245 196V195H244ZM27 197V196H26ZM44 197V196H43ZM42 197V198H43ZM53 197H54V194H53ZM53 197H51V199L53 198ZM63 197V196H62ZM250 197H252V196H250ZM60 198V197H59ZM82 198V197H81ZM256 198V197H255ZM31 199H33V198H31ZM54 200H56V198H53ZM64 199V198H63ZM169 199V198H168ZM234 199V198H233ZM241 199H242V197H241ZM246 199V198H245ZM248 199V198H247ZM251 199V198H250ZM22 200V199H21ZM23 200H22V203H23ZM33 200H36V199H33ZM65 200V199H64ZM80 200V199H79ZM123 200V199H122ZM170 200V199H169ZM184 200V201H183ZM218 200V199H217ZM254 200H256V199H254ZM253 200V201H254ZM38 201V200H37ZM44 201V200H43ZM56 201H59L58 199L56 200ZM60 201H61V199H60ZM78 201V200H77ZM186 201V202H185ZM189 201V200H188ZM252 201V200H251ZM2 202V201H1ZM42 202V201H41ZM46 202V201H45ZM49 202H51L50 201V199H49ZM64 202V201H63ZM82 202V201H81ZM79 203V202H78ZM107 203V202H106ZM245 203V202H244ZM252 203V202H251ZM3 204V203H2ZM47 204V203H46ZM58 204V203H57ZM85 204V203H84ZM83 204V205H84ZM117 204V203H116ZM124 204V203H123ZM169 205H170V203H168ZM187 204H188V202H187ZM236 204V203H235ZM64 205V204H63ZM118 205V204H117ZM121 205V204H120ZM248 205H250V203L249 204H247V206ZM127 206V205H126ZM216 206V205H215ZM72 207V206H71ZM105 207V206H104ZM169 207V206H168ZM122 208V207H121ZM171 208V207H170ZM23 209V208H22ZM137 208H125L124 209V212H126V211H130V212H132V211H135ZM264 209V208H263ZM60 210H62V209H60ZM147 210V209H146ZM156 210V209H155ZM73 211V210H72ZM104 211V210H103ZM171 212V211H170ZM189 212H191V211H189ZM101 213V212H100ZM62 214H64L63 212H62ZM61 214V215H62ZM123 214V213H122ZM59 215H60V213H59ZM98 215V214H97ZM40 216V215H39ZM119 216H121V215H119ZM146 216V215H145ZM140 217V216H139ZM183 217V216H182ZM184 218V217H183ZM189 218V217H188ZM98 219V218H97ZM189 220V219H188ZM261 220V219H260ZM129 221V220H128ZM185 221V220H184ZM203 221V220H202ZM109 222V221H108ZM112 222V221H111ZM186 222V221H185ZM184 222V223H185ZM205 223L206 222H204V225H205ZM208 223L206 224V225H208ZM126 224H127V222H126ZM171 224V223H170ZM173 225V224H172ZM190 225V224H189ZM195 225V224H194ZM211 225V224H210ZM210 225H208V226H210ZM216 225V223L214 222V226ZM126 226V225H125ZM170 226V225H169ZM178 226H179V224H178ZM185 226H186V224H185ZM188 226V225H187ZM128 227H130V226H128ZM189 227V226H188ZM219 226H217V228H218ZM131 228V227H130ZM173 228V227H172ZM176 228H178V227H176ZM184 227L182 226V230L185 232H187V230H184L183 229ZM190 228V227H189ZM232 228V227H231ZM135 229H137V228H135ZM148 229V228H147ZM168 229V228H167ZM212 229V228H211ZM214 229V228H213ZM216 229V228H215ZM3 230H4V228L2 229V228H0V246H4V242L7 240L6 238V234L3 232ZM150 230V229H149ZM170 230H171V227H170ZM174 230V229H173ZM200 230V229H199ZM118 231H120V233H118L119 235H117L118 236V239H120V240H123V241H125L124 243L125 244H123V245H130V243H129V241L127 240L128 239V237H127V235H125L124 233L125 232H127V227L126 228H124V226L121 228V227H119V230ZM130 230H128V232H129ZM153 231V230H152ZM178 231H180V230H178ZM204 231H206V230H204ZM212 231V230H211ZM185 232V233H186ZM194 232V231H193ZM131 233V232H130ZM165 233H166V231H165ZM164 233V234H165ZM191 233V231H189V234ZM199 233V232H198ZM204 233V232H203ZM203 233H202V235H203ZM151 234V233H150ZM183 234V233H182ZM188 236H189V234H188V232L186 233ZM197 234V233H196ZM196 234H190V236L191 235H196ZM199 234H201V233H199ZM199 234H198V236L197 237H199ZM205 234V233H204ZM207 234V233H206ZM9 235V234H8ZM166 235V234H165ZM181 235V234H180ZM202 235L200 236V238L202 237ZM10 236H12V235H10ZM142 236V235H141ZM179 236V235H178ZM189 236V237H190ZM204 236V235H203ZM215 236V235H214ZM13 237V236H12ZM109 237V236H108ZM127 237V238H126ZM175 237V236H174ZM184 237V236H183ZM205 237V236H204ZM206 237H207V235H206ZM175 238H177V237H175ZM194 238V237H193ZM9 239V238H8ZM12 239V238H11ZM109 239V238H108ZM137 239H139V238H137ZM178 239V238H177ZM176 239V240H177ZM192 239V238H191ZM195 239V238H194ZM245 240H244V243L242 244V246H240L236 251H235V253H233L234 254V256H233V258H231L230 260H228V258H227V263L226 264H245V262H248L249 264H258V261L260 260L259 259V257L261 258V256H262V258L264 259V216H263V219L259 222V225H258V227H257V230L254 232V233H252V234H248V236H246L245 238H244ZM17 240V239H16ZM120 240H118V241H120ZM134 240V239H133ZM140 240V239H139ZM152 240V239H151ZM178 240H180V239H178ZM177 240V241H178ZM195 240H197V239H195ZM9 240H7V242H8ZM176 241V242H177ZM201 241V243H202V240H200ZM199 241V242H200ZM13 242V241H12ZM111 242V241H110ZM116 242V241H115ZM132 242V241H131ZM148 242V241H147ZM153 242V241H152ZM173 242V241H172ZM172 242H171V244H172ZM192 242H193V240H192ZM30 243V242H29ZM32 241H31V246L28 244V242H24V244L23 245H21V248H20V252H21V254L23 253V252H26V254L29 252V254L31 255V256H35V254H37V250H36V253H35V248H33L34 247V245H32ZM120 243V242H119ZM194 243H195V241H194ZM6 244V243H5ZM10 244V243H9ZM8 244V245H9ZM98 244V243H97ZM103 244H105V243H103ZM106 244H108V241L106 242ZM118 244V243H117ZM135 244V243H134ZM147 244H149V243H147ZM174 244H175V240H174ZM11 245V244H10ZM100 245V244H99ZM151 245V244H150ZM181 245V244H180ZM187 245V244H186ZM194 245V244H193ZM197 245H199V244H197ZM201 245V244H200ZM199 245V246H200ZM33 246V247H32ZM102 246V245H101ZM100 246V247H101ZM106 246V245H105ZM152 246V245H151ZM149 246V249L147 248V247H145V248H147L146 250L145 249H143L144 251L142 252V255L140 254L138 257H142L141 259H143V261H149V262H154V260L155 259H158L159 257H160V255L161 254H163V253H161L160 252V250L157 248V246ZM172 246V245H171ZM177 246V245H176ZM184 246H185V244H184ZM189 246H191V245H189ZM202 246V245H201ZM35 247H37V246H35ZM117 247V246H116ZM127 247V246H126ZM198 247V246H197ZM0 248H2L3 249V247H0ZM13 248V247H12ZM172 248V247H171ZM185 248H186V246H185ZM202 248H204V247H202ZM228 248V247H227ZM2 249H0V250H2ZM22 249V250H21ZM174 249V248H173ZM189 249V248H188ZM15 250V249H14ZM172 250V249H171ZM175 251L172 253V251L170 252V256L169 257H167V259H164L165 260V262H168V263H172V262H175L174 261V259H175V256L177 255V249H174ZM257 250H260V254H261V256H259V257H257V255L255 254V252L257 251ZM83 252V251H82ZM90 252V251H89ZM140 252V253H141ZM169 253V252H168ZM257 253V252H256ZM2 254V253H1ZM6 254V253H5ZM20 254V253H19ZM25 254V253H24ZM23 254V255H24ZM182 254H184V252L182 253ZM258 254V253H257ZM72 254H70V256H71ZM73 255H75V254H73ZM80 255H81V253H80ZM165 255V254H164ZM26 256V255H25ZM37 256V255H36ZM84 257H78V256H71V258L67 261V264H84V263H89V264H130V262H131V259H132V257H131V259H130V257L129 258H127L126 256L125 257H120V256H118V255H116L111 249H107V248H105V247H102V248H100L99 250H95V251H92L89 255H83ZM159 256V257H158ZM180 256V255H179ZM188 256V255H187ZM28 257V256H27ZM156 257H158V258H156ZM165 257V256H164ZM180 257H182V256H180ZM180 257H177V258H179V260H180ZM33 258H35V257H33ZM69 258V257H68ZM135 258V257H134ZM166 258V257H165ZM185 258V257H184ZM137 259H139V258H137ZM29 260H30V257H29ZM163 260V259H162ZM178 260V262H180ZM181 260H182V258H181ZM196 260V259H195ZM142 261V260H141ZM188 261H190L189 259H188ZM188 261H187V258H186V260H183L182 261V263L180 262L179 264H189L190 262H192V261H190L189 263H188ZM198 261V260H197ZM261 261H262V259H261ZM66 262V261H65ZM133 262H135V260L133 261ZM132 262V263H133ZM140 262V261H139ZM156 262H157V260H156ZM160 262V261H159ZM86 263V264H87ZM136 263H138V261H136ZM135 263V264H136ZM162 263V262H161ZM193 263V262H192ZM134 264V263H133ZM173 264V263H172ZM259 264H261V262H259Z\"/></svg>","mask_w":264,"mask_h":264}]
</instances>
